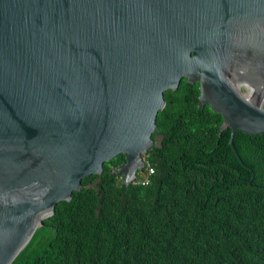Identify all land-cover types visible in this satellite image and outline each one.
Returning <instances> with one entry per match:
<instances>
[{
	"label": "water",
	"instance_id": "water-1",
	"mask_svg": "<svg viewBox=\"0 0 264 264\" xmlns=\"http://www.w3.org/2000/svg\"><path fill=\"white\" fill-rule=\"evenodd\" d=\"M181 77L240 161L234 131L264 132V0H0V264L104 160L134 175Z\"/></svg>",
	"mask_w": 264,
	"mask_h": 264
},
{
	"label": "trees",
	"instance_id": "trees-1",
	"mask_svg": "<svg viewBox=\"0 0 264 264\" xmlns=\"http://www.w3.org/2000/svg\"><path fill=\"white\" fill-rule=\"evenodd\" d=\"M197 94L185 77L163 91L147 183L115 174L121 152L104 160L11 264H264V132L234 131L239 161Z\"/></svg>",
	"mask_w": 264,
	"mask_h": 264
},
{
	"label": "built area",
	"instance_id": "built-area-1",
	"mask_svg": "<svg viewBox=\"0 0 264 264\" xmlns=\"http://www.w3.org/2000/svg\"><path fill=\"white\" fill-rule=\"evenodd\" d=\"M146 155L147 153L145 152L141 154L142 165L136 168L134 175L130 177L129 179H127L125 181V184L130 181H134L135 183H139V184H145L149 181L150 175L154 171V167ZM120 176L123 182V176L122 175Z\"/></svg>",
	"mask_w": 264,
	"mask_h": 264
},
{
	"label": "rangeland",
	"instance_id": "rangeland-1",
	"mask_svg": "<svg viewBox=\"0 0 264 264\" xmlns=\"http://www.w3.org/2000/svg\"><path fill=\"white\" fill-rule=\"evenodd\" d=\"M158 138H159V136H158V135H156V136H155V138H154V141H153V142H156V141H158Z\"/></svg>",
	"mask_w": 264,
	"mask_h": 264
},
{
	"label": "flooded vegetation",
	"instance_id": "flooded-vegetation-1",
	"mask_svg": "<svg viewBox=\"0 0 264 264\" xmlns=\"http://www.w3.org/2000/svg\"><path fill=\"white\" fill-rule=\"evenodd\" d=\"M248 181H249V179H248Z\"/></svg>",
	"mask_w": 264,
	"mask_h": 264
}]
</instances>
